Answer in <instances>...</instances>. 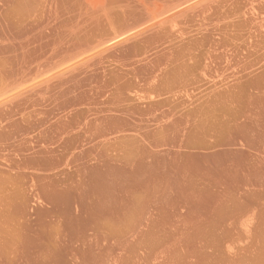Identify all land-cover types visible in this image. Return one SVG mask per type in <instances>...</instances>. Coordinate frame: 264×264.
Segmentation results:
<instances>
[{"label":"rangeland","instance_id":"rangeland-1","mask_svg":"<svg viewBox=\"0 0 264 264\" xmlns=\"http://www.w3.org/2000/svg\"><path fill=\"white\" fill-rule=\"evenodd\" d=\"M0 264H264V0H0Z\"/></svg>","mask_w":264,"mask_h":264},{"label":"bare ground","instance_id":"bare-ground-1","mask_svg":"<svg viewBox=\"0 0 264 264\" xmlns=\"http://www.w3.org/2000/svg\"><path fill=\"white\" fill-rule=\"evenodd\" d=\"M197 1V0H196ZM200 2V1H199ZM183 4V3H182ZM194 4V3H193ZM186 5V4H185ZM195 5V4H194ZM190 6H191V4H190ZM182 8H184V7H182ZM186 8V7H185ZM179 10V9H178ZM177 10V11H178ZM183 11V10H182ZM176 13V12H175ZM171 15V14H170ZM176 15V14H175ZM166 17V16H165ZM167 18V17H166ZM154 19V18H153ZM165 18H163V20H164ZM175 19V18H174ZM160 21V20H159ZM158 22V21H157ZM166 22V21H165ZM154 23V22H153ZM158 26V25H157ZM175 26V25H174ZM147 29V28H146ZM128 32V31H127ZM135 32V31H134ZM139 32V31H138ZM129 35V34H128ZM137 35V34H136ZM126 37V36H125ZM176 58V57H175Z\"/></svg>","mask_w":264,"mask_h":264}]
</instances>
